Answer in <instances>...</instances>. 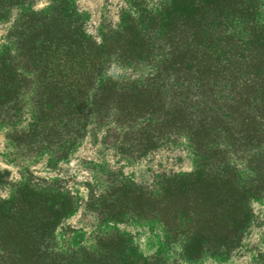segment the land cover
I'll list each match as a JSON object with an SVG mask.
<instances>
[{"label": "trees", "instance_id": "16d2710c", "mask_svg": "<svg viewBox=\"0 0 264 264\" xmlns=\"http://www.w3.org/2000/svg\"><path fill=\"white\" fill-rule=\"evenodd\" d=\"M36 1L0 0V21ZM50 3L16 20L10 38L18 56L0 59V110L9 111L27 75L41 94L20 142L56 161L100 128L103 145L135 160L186 142L195 171L165 180L162 195L112 184L87 209L101 223L120 222L127 198L191 210L197 223L184 254L229 256L248 231L251 200L264 195V1L166 0L96 41L68 0ZM112 64L141 77H106ZM78 208L56 183L12 185L0 199V264H164L166 257L143 259L108 232L88 247L56 250V230Z\"/></svg>", "mask_w": 264, "mask_h": 264}, {"label": "rangeland", "instance_id": "374dc122", "mask_svg": "<svg viewBox=\"0 0 264 264\" xmlns=\"http://www.w3.org/2000/svg\"><path fill=\"white\" fill-rule=\"evenodd\" d=\"M164 1L68 0L80 16L79 23L83 31L95 41L99 34L119 29L121 21L126 24L130 16H137L145 8L155 11ZM50 5V0H38L30 6L16 7L5 20L0 21V59L4 56L1 61L6 60V57L18 56V50L10 38L16 20L25 13H42ZM260 22L264 25V8ZM105 76L134 80L140 74L112 64ZM34 78L27 75L15 99L7 104L9 111L0 110V199L9 197L12 185L26 182L42 185L56 183L58 189L77 199V212L64 220L55 232L56 250L88 247L108 232L124 236L129 247L143 259L155 255L166 257L164 264H260L264 254L263 194L251 200L248 231L241 245L232 250L229 256L204 255L195 260L184 254L185 240L194 232L197 223L190 209L184 215L170 208L140 206L132 198H127L121 202L120 207L125 214L120 222L101 223L95 219L87 209L90 205H86V202L103 193L109 185L121 183L141 187L146 197L152 193L151 196L156 198L162 195L160 184L165 180L195 171L194 158L186 142L162 146L136 160L124 158L102 144L106 128H100L94 134L90 133L78 140L56 161L53 154L36 149V143L20 142V134L25 133L33 123V104L41 100ZM245 175L246 171L241 170V181L245 180Z\"/></svg>", "mask_w": 264, "mask_h": 264}]
</instances>
